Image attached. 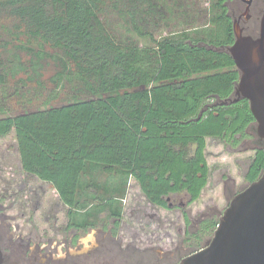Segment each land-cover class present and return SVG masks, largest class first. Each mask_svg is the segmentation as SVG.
I'll return each mask as SVG.
<instances>
[{"label": "trees", "instance_id": "obj_1", "mask_svg": "<svg viewBox=\"0 0 264 264\" xmlns=\"http://www.w3.org/2000/svg\"><path fill=\"white\" fill-rule=\"evenodd\" d=\"M233 1L205 8L200 0H0V16L31 56L28 63L8 57L10 42L0 41V137L15 134L23 170L58 191L69 227L94 228L108 212L118 228L131 178L156 205L169 208L166 198L181 192L193 203L209 182L207 139L238 146L250 136L249 100L223 103L240 80L227 50L235 42ZM192 6L202 24L187 17ZM116 16L154 45L118 35ZM170 17L189 26L157 38ZM47 58L60 67L54 97L68 90L67 101L10 113L11 81L42 84ZM22 71L31 76L18 79ZM263 172L258 145L245 179ZM219 220L203 219L198 237L213 235Z\"/></svg>", "mask_w": 264, "mask_h": 264}, {"label": "rangeland", "instance_id": "obj_2", "mask_svg": "<svg viewBox=\"0 0 264 264\" xmlns=\"http://www.w3.org/2000/svg\"><path fill=\"white\" fill-rule=\"evenodd\" d=\"M210 0H200L203 7H208ZM246 4L242 0H234L230 3L231 11L245 12ZM252 12V11H251ZM191 16V17H190ZM255 14L256 22L247 33L258 36L260 19ZM187 17L194 22L193 17H200L195 12V6L188 10ZM184 19V18H183ZM117 34L123 38H130L141 46H153L150 37L139 36L130 25V29L124 26L119 18H114ZM170 27L163 28L156 33V37L171 34L177 30H184L189 24L179 22L173 17L168 20ZM195 21V25L202 24ZM119 23V24H118ZM13 31L12 23L5 15L0 16V41L10 42L5 55L12 58L20 57L28 63L31 56L18 47L19 41ZM26 40L24 36L20 37ZM13 41V43H11ZM52 51V50H51ZM28 52V51H27ZM29 53V52H28ZM41 77L42 84L27 82L17 84L12 80L6 90L10 113L17 114L26 110L34 111L43 109L49 105H61L67 101L68 90L63 91L60 97H54L55 85L52 78L59 70L56 61L49 58L42 60ZM31 74L33 73L30 71ZM30 73L20 72L19 78H29ZM250 136L238 146L226 145L218 138L209 137L206 149L207 163L210 169L209 182L199 199L189 204L190 196L187 192L170 195V207L161 208L151 203L143 194L139 184L131 178L127 186V192L122 198V220L116 230L115 236L121 239V247L112 245L109 253L103 251L104 263L110 264H175L183 256L195 252L204 247L205 242L211 236L199 238L195 236L200 222L208 217L220 219L232 199L244 190L249 182L245 179V173L249 163L255 155L258 144L254 142L259 135L256 131V123L249 130ZM183 203V204H182ZM0 211L8 215V221L13 226L20 225L18 233L25 237H32L34 244L45 245L48 248L57 247L56 258L66 259V249L70 248L72 257L76 261L86 259L99 251L100 229L106 225L112 226V220L108 212L101 214L98 226L84 231H67L69 224V209L60 199L58 191L48 182L42 181L35 175L26 173L21 165L17 140L12 132L0 137ZM149 211L151 215H146ZM184 211L190 216V224L185 222ZM141 214V216H139ZM197 233V232H196ZM108 235V234H107ZM75 237V242L70 240ZM108 237H107V240ZM68 243V245H66ZM110 243V242H109ZM53 246V247H52ZM69 250V249H68ZM67 260V259H66Z\"/></svg>", "mask_w": 264, "mask_h": 264}, {"label": "water", "instance_id": "obj_3", "mask_svg": "<svg viewBox=\"0 0 264 264\" xmlns=\"http://www.w3.org/2000/svg\"><path fill=\"white\" fill-rule=\"evenodd\" d=\"M247 11L253 0H242ZM235 42L227 48L240 72L234 97L246 98L256 119V131L264 139V15L258 36L244 32L234 20ZM0 264L3 254L0 249ZM178 264H264V172L236 194L220 217L212 238Z\"/></svg>", "mask_w": 264, "mask_h": 264}, {"label": "flooded vegetation", "instance_id": "obj_4", "mask_svg": "<svg viewBox=\"0 0 264 264\" xmlns=\"http://www.w3.org/2000/svg\"><path fill=\"white\" fill-rule=\"evenodd\" d=\"M246 7H247V4H246ZM246 7H245V12L242 14H239L237 19L239 20L240 25L243 27L244 32L246 34H249L247 32L253 28V25L256 22L254 15L255 14L264 15V0H253L250 7H249V11H247ZM237 13H238V11H231V8H230V15L232 16L233 21L236 20ZM262 17L258 16V19H260V23H261ZM254 142H256L259 146L264 145V139H262L260 137L255 138ZM173 194H176V193H173ZM166 199H167L168 204L170 206L171 205L170 204V199H171L170 195ZM157 206L161 207L159 205H157ZM161 208H164V207H161ZM145 214L151 215L150 212L147 210H146ZM139 216H141V214ZM151 216H153V215H151ZM8 218L9 217L5 212L0 211V249H1L2 254H3V263L4 264H110L108 262L104 263L103 261H105V260H103V258H101V256L103 254H106L105 252L109 253L112 248H115V246L112 247V245L117 244L121 247L122 242H123L121 239H117V237L115 236L116 230H117V227H116L117 219L113 218L111 227L107 228L106 225H104L100 229L99 247L100 246L102 247L101 250L95 251V253L93 255L87 256L86 259H79V260L73 261V260H70V258H68V257L74 256V255H72V253H70V248H68L69 250L66 249V252H67V258L66 259L67 260L66 259L60 260V259L56 258L57 257L56 252L57 253L59 252L57 247L53 248V249H55L53 251L50 248H48L47 244L41 245V244H39L40 242H38V244L37 243L34 244V246L32 247L33 238L30 236L25 237L23 234L18 233V231L21 230L20 225L17 224V226H13L12 222L8 221ZM121 220H122V218L120 219V224H121ZM89 229H91V228H89ZM66 230L70 231V232L71 231H77L78 232L81 230L84 231L83 229L78 230V229H75L73 227H69V225H67ZM198 231H199V225L197 227L196 232H198ZM196 232H195V236L198 235ZM107 237H108L109 241H106ZM211 238L212 237L208 238L204 245H206V243ZM76 239H75V237H73L70 240V244L74 243ZM66 245H68V243H66ZM104 248L107 251L104 252L103 251ZM191 253H193V252H191ZM186 256H183L182 258H180V260L177 261V263H175V264H178ZM137 263L138 262H135V264H137Z\"/></svg>", "mask_w": 264, "mask_h": 264}]
</instances>
